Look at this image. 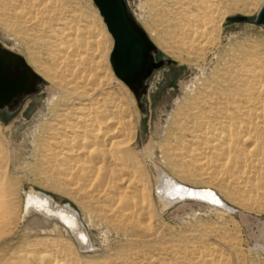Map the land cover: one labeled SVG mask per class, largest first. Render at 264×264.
Listing matches in <instances>:
<instances>
[{
    "label": "bare ground",
    "instance_id": "1",
    "mask_svg": "<svg viewBox=\"0 0 264 264\" xmlns=\"http://www.w3.org/2000/svg\"><path fill=\"white\" fill-rule=\"evenodd\" d=\"M67 1L0 0V24L26 45L39 81L48 80L59 92L53 94L47 120L36 134V150L47 160L49 174L61 157L58 171L65 172L64 179L72 181L74 189L92 199L106 200L110 219L119 228L139 230L148 219L150 207L143 175L146 170L135 150L131 95L121 82L114 88L102 66L105 55L101 33L79 13L70 12ZM208 1H201L197 13L185 23L189 37L183 45L200 53L216 49L212 35L220 30L225 17ZM205 39L214 42L209 46ZM249 64L250 68L243 61L242 70L233 73L237 84L232 78L218 79L214 75L216 80L202 82L185 103L182 118L161 152L184 175L200 177L210 185L204 189L186 186L160 165L157 195L163 202L189 197L226 208L213 190L218 186L244 205L263 204L264 68H255L260 60ZM11 147V141L0 135V240L23 217L15 201ZM31 212L47 221L58 219L73 230L81 246H92L79 211L70 204H60L51 195L31 189L26 191L25 213ZM154 239L138 237L137 248L113 264L231 263L220 253L215 256L213 250L205 254L193 250L190 259L182 256L177 263L174 249L164 248L156 240L151 242ZM56 241L52 238L39 246L13 248L9 260L0 248V264H72ZM142 247L146 250H140ZM153 251L171 255L156 258Z\"/></svg>",
    "mask_w": 264,
    "mask_h": 264
},
{
    "label": "rangeland",
    "instance_id": "2",
    "mask_svg": "<svg viewBox=\"0 0 264 264\" xmlns=\"http://www.w3.org/2000/svg\"><path fill=\"white\" fill-rule=\"evenodd\" d=\"M201 1L204 0H126L134 17L157 48L155 59L163 60L148 77L146 91L139 98L112 69L109 56L113 37L93 0L67 1L70 12L79 13L101 33L105 55L102 66L106 68L114 88H119L121 82L131 95L135 150L146 170L143 175L150 207L148 219L139 230L119 228L110 219L106 200L100 197L92 199L89 194L74 189L72 181L64 179L65 172L57 168L62 162L61 157L55 162L52 173L47 172L48 162L36 150L35 140L47 120L53 94L58 95L59 92L43 79L36 91L23 97L19 106L11 110L0 108V135L12 144L11 174L17 187L15 201L23 216L0 240L6 260L13 256V248L24 244L39 246L55 238L70 256L72 264H113L119 263L121 257L137 248L135 241L138 237H155L151 242L156 240L164 248L174 249L172 255L177 257V263L182 256L187 255L190 259L193 250L203 254L213 250L214 254L217 253L215 256H224L230 264H264V202L259 207L244 205L218 186H214L213 190L224 200L226 208L189 197L167 204L157 195L160 165L186 186L204 189L210 185L200 177L184 175L161 152V146L171 140L176 124L182 118V108L197 87L204 81L216 80L214 75L218 79L232 78L237 84L232 75L238 69L242 70L243 61H247L250 68L251 60H260L261 64L255 68H264V25L251 20L264 0H209L208 3L219 7L225 17L220 30L212 35L217 42L216 49L213 47L206 53L183 45L189 37L185 23L193 13H197V5L201 6ZM238 13L249 19L226 20L227 16ZM2 27L0 24V44L21 54L36 71L26 45L16 34L13 36L12 32L8 33ZM211 41L214 42L213 39L207 40L209 46L213 44ZM31 189L43 191L56 202L70 204L77 209L92 246H81L73 230L65 228L58 219L47 221L39 213L26 214L25 196L26 191ZM152 253L156 258L171 255Z\"/></svg>",
    "mask_w": 264,
    "mask_h": 264
},
{
    "label": "water",
    "instance_id": "3",
    "mask_svg": "<svg viewBox=\"0 0 264 264\" xmlns=\"http://www.w3.org/2000/svg\"><path fill=\"white\" fill-rule=\"evenodd\" d=\"M108 31L113 37L110 64L116 76L139 98L147 87V79L163 60H156L155 44L136 20L126 0H93ZM244 14H233L226 20H247ZM264 25V2L254 18ZM39 77L25 58L0 44V108L14 109L26 94L38 89Z\"/></svg>",
    "mask_w": 264,
    "mask_h": 264
}]
</instances>
